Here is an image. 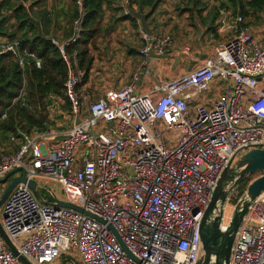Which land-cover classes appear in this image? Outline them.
<instances>
[{
  "label": "built area",
  "instance_id": "obj_1",
  "mask_svg": "<svg viewBox=\"0 0 264 264\" xmlns=\"http://www.w3.org/2000/svg\"><path fill=\"white\" fill-rule=\"evenodd\" d=\"M76 2L83 15L82 0ZM244 21L223 12L219 29L234 31L230 39L194 68L138 93L140 77L151 71L150 44L163 55L173 43L170 34L144 33L133 81L93 101L79 93L83 72L76 56L67 52L66 41L54 40L68 67L65 94L73 125L63 132L52 128L23 135L16 152L0 157V179L22 167L39 184L40 178L49 180L42 188L53 199L81 206L104 222L42 204L20 183L0 218L21 255L32 264L197 262L202 220L223 172L244 153L264 148V46ZM74 25L81 28L80 18ZM7 51L18 54V43H0V53ZM35 64L40 67L41 59ZM218 81L222 91L205 97ZM201 96L206 100H198ZM59 134L65 139L49 140ZM6 186L0 183V199ZM230 218H222L223 230ZM0 264H24L1 233ZM230 264H264V192L236 233Z\"/></svg>",
  "mask_w": 264,
  "mask_h": 264
},
{
  "label": "trees",
  "instance_id": "obj_2",
  "mask_svg": "<svg viewBox=\"0 0 264 264\" xmlns=\"http://www.w3.org/2000/svg\"><path fill=\"white\" fill-rule=\"evenodd\" d=\"M165 1L82 0V15L76 0H54L51 6L47 4L48 0H0V43H18V54L10 51L0 53V157L16 152L23 135L55 128V120L51 118L57 109L55 99L60 101L63 111L73 114L71 102L65 94L68 67L54 40L66 41L67 52L76 56L78 67L83 72L80 89V85L87 81L94 62L90 46L99 36L109 32L108 27L103 26L106 10L123 12L118 19L130 20L138 29L141 27L138 19L124 12L127 4L137 7L147 14L154 35L159 36L153 17ZM180 3L179 10L188 14V21L193 22L195 17L203 23L209 20L208 31L215 36L219 26L216 22L223 12H230V16H243L245 21L242 25L245 26L247 18L264 11V0H181ZM79 18L81 28L76 30L74 22ZM145 44L143 39V46ZM28 52L35 57L27 56ZM21 58L24 65L20 64ZM36 59H41L40 67L36 66ZM252 175L236 186L241 194L252 181ZM45 194H42L44 198L53 200L51 195ZM215 232L212 225L206 228L209 238Z\"/></svg>",
  "mask_w": 264,
  "mask_h": 264
},
{
  "label": "crops",
  "instance_id": "obj_3",
  "mask_svg": "<svg viewBox=\"0 0 264 264\" xmlns=\"http://www.w3.org/2000/svg\"><path fill=\"white\" fill-rule=\"evenodd\" d=\"M180 1L181 0H166L155 13L153 19L155 18V20L160 23H156L157 26L166 25L169 30L176 29L181 33L184 31L188 34V36H194V34L195 36L198 35L196 37L194 36V50L196 54H198L197 59L203 60L207 56L211 55L220 41L230 39L234 35V31L222 32L218 26V35L215 36L213 33L208 31L209 20L203 23L195 17L193 18V22L188 21V14L182 13L179 10L180 5H182ZM134 9L137 10V7ZM124 12L126 13L127 10ZM122 13H115L114 10H106L105 12L103 26L108 27L109 32L106 35L104 33L99 36L95 41V44L90 46L91 53L94 56V62L87 81L80 85L79 93L82 97L90 99L94 96L97 98L93 100H97L103 97L107 90L123 88L133 81V75L137 72L142 61L140 49L143 47L145 32L141 29V27L136 29L130 20H119L118 18L119 16H122ZM160 13H163V16ZM164 14H169V16L166 17ZM252 20L254 21V18L249 21ZM249 21L247 19V26L251 28L254 36L264 46V22L259 19L257 24L253 25L250 24ZM216 24H219L218 20ZM150 26L152 27V25ZM188 50L189 47H186V49L183 50L173 48L172 51L170 50V53H173V55L168 59H156L151 57L152 59L149 64L151 70L149 73L150 75H142L143 83H140V86L138 85L139 87L137 86L136 91L138 93H147L151 90L153 84L165 80L163 79V76H167L169 73H166V71L164 72L166 69L164 67L166 66V63L172 59V57H176L175 65L172 67L173 70H176L177 66H183L180 62L181 59L178 60V55L187 53ZM184 72L185 71L183 69H179V71H177L178 75ZM221 84L222 82L219 81L213 83L214 86H212L211 89L212 96L209 97L214 98L222 91L224 86ZM214 91L216 92L214 93ZM202 98L204 97L201 96L198 100H201ZM60 111L61 113H64L62 110ZM56 131L63 132L66 130L57 129ZM18 176V173L13 174L12 177H10V180L17 178ZM39 181L40 184L45 182L43 178H40ZM43 190L45 189L43 188ZM45 192V195L49 194L46 190Z\"/></svg>",
  "mask_w": 264,
  "mask_h": 264
},
{
  "label": "water",
  "instance_id": "obj_4",
  "mask_svg": "<svg viewBox=\"0 0 264 264\" xmlns=\"http://www.w3.org/2000/svg\"><path fill=\"white\" fill-rule=\"evenodd\" d=\"M129 15L138 19L141 29L150 37L154 36V30L148 22L147 14L141 10H136L127 4V12ZM149 52L152 58L156 59H168L173 53H166L163 55H157L153 44H150ZM180 60V58H178ZM41 120L44 122V116ZM81 122L80 115L76 116L75 124L78 125ZM66 134L54 135L49 138L50 141H61L65 139ZM235 166H229L222 174L218 186L213 192L211 202L206 209L202 224H201V236L202 244L199 253V257L195 264H230L231 251L234 243V239L240 225L246 213L249 210L253 201L264 192V173L255 178L247 187V191L241 196L236 204L233 214L231 215L227 230L222 229V218L224 215V208L229 194L247 176L259 171L264 172V148H255L244 153L235 162ZM21 171V176L9 181L10 177L16 172ZM0 183L7 184L4 193L0 199V210L3 204L10 196L13 189L20 183H25L31 189L33 194L42 204L53 205L56 207L70 208L81 213H84L92 218H95L101 222H104L102 218L93 214L83 207L78 206L72 202L64 201L54 197L52 201L44 198L39 188L40 185L36 179L28 178L26 170L22 167H17L10 171L4 178L0 179ZM212 225L215 229V234L209 238L206 233V228ZM111 230L116 234L118 240L121 242L123 248L128 255L134 257L128 248L122 242L120 235L110 225ZM0 233L6 240L8 246L13 250L15 254L19 256L24 264H32L26 257L21 255L6 233L0 218Z\"/></svg>",
  "mask_w": 264,
  "mask_h": 264
},
{
  "label": "rangeland",
  "instance_id": "obj_5",
  "mask_svg": "<svg viewBox=\"0 0 264 264\" xmlns=\"http://www.w3.org/2000/svg\"><path fill=\"white\" fill-rule=\"evenodd\" d=\"M54 2V0H48V5L49 6H51L52 5V3ZM38 8H40V6H38ZM173 10V9H172ZM173 12V11H172ZM174 13V12H173ZM162 16H163V13H160ZM166 17H168L169 16V14H164ZM173 15V14H172ZM175 16V15H174ZM176 17V16H175ZM254 18V21L252 20V21H249V20H251V19H253ZM248 19V21L250 22V24H253V25H255V24H257V22L259 21V19L262 21V22H264V11H262V12H259V13H256V14H253V16L252 17H249V18H247ZM153 23H158L157 22V20H155V18L153 19ZM158 24H160V23H158ZM168 26H166V25H159L158 26V33L160 34V35H165V34H170L171 36H172V38H173V43H172V46H171V51L173 50V48L174 49H177V50H183V49H186V47H189V50H188V52L187 53H182V54H179L178 55V58H180L181 60H180V62H181V64H183V66H177V68H176V70L174 69H172V67L175 65V60H176V57H172V59L170 60V61H168L167 63H166V66L164 67V68H166L165 70H164V72L166 71V73H169V75H167V76H163V79H169V78H171V77H174L175 75H178V73H177V71H179V69H183L185 72L186 71H188V70H190V69H192V68H194L195 66H197L200 62H201V60L202 59H197L198 58V54H196V52H195V50H194V45H195V43H194V41H195V37L196 36H198V35H196L195 36V34H194V36L193 35H190V36H188V34L187 33H185L184 31H183V33H181V32H178L176 29L175 30H169V28H167ZM154 37V36H153ZM224 40H226V39H224ZM179 62V63H180ZM185 63V64H184ZM139 66V65H138ZM163 68V69H164ZM163 72V73H164ZM150 75V74H149ZM142 77L143 76H141L140 77V79H139V82H138V85L140 86V83H143L142 81ZM138 86V87H139ZM146 87V86H145ZM91 92V91H90ZM216 91H214V93H215ZM93 93V92H92ZM205 97H209V96H212V91L210 90V91H207V92H205L204 94H203ZM95 98H97V97H92V98H90V100H92L93 101V99H95ZM55 102H56V105H57V109H56V111H55V113H53L52 114V116H51V118L52 119H54L55 120V126H53V127H55V129H59V130H68L71 126H72V124H73V120H72V115L71 114H69V112H65V111H63L62 110V107H61V105H60V101L58 100V99H55ZM62 104V103H61ZM60 110H62V112H64V113H61V111ZM59 115H61L62 117H59ZM235 163L233 162L232 163V165L233 166H235L234 165ZM257 173V174H256ZM256 173H254L255 175H252L251 176V179H252V181L255 179V178H257V177H259L260 176V172H256ZM262 175V174H261ZM250 176V175H249ZM43 180L45 181L43 184H39L40 185V188H39V190L41 191V193L42 194H45V190H43V186H44V184L45 183H47V182H49V180L47 179V178H43ZM251 181V182H252ZM247 191V189L241 194L240 193V189H238V188H236L235 187V189L234 190H232V192L229 194V198L227 199V201H226V204H225V208H224V215H223V217L226 219V218H228V217H230V215H232L233 214V211H234V208H235V206H236V204H237V201H238V199L245 193Z\"/></svg>",
  "mask_w": 264,
  "mask_h": 264
}]
</instances>
